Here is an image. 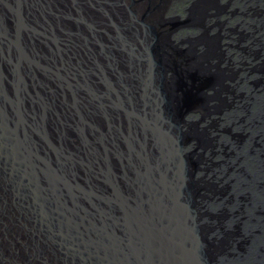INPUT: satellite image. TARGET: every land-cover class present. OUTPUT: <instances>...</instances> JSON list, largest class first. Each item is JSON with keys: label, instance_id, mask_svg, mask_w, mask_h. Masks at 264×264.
Returning a JSON list of instances; mask_svg holds the SVG:
<instances>
[{"label": "water", "instance_id": "water-1", "mask_svg": "<svg viewBox=\"0 0 264 264\" xmlns=\"http://www.w3.org/2000/svg\"><path fill=\"white\" fill-rule=\"evenodd\" d=\"M143 1L0 0V264H264V3Z\"/></svg>", "mask_w": 264, "mask_h": 264}, {"label": "flooded vegetation", "instance_id": "flooded-vegetation-1", "mask_svg": "<svg viewBox=\"0 0 264 264\" xmlns=\"http://www.w3.org/2000/svg\"><path fill=\"white\" fill-rule=\"evenodd\" d=\"M193 0H174L171 4V10L169 12L170 15L181 13L183 14V10L186 6L190 5Z\"/></svg>", "mask_w": 264, "mask_h": 264}, {"label": "rangeland", "instance_id": "rangeland-1", "mask_svg": "<svg viewBox=\"0 0 264 264\" xmlns=\"http://www.w3.org/2000/svg\"><path fill=\"white\" fill-rule=\"evenodd\" d=\"M145 1L148 2V0H144V1H143V4L145 3ZM224 1H226V0H224ZM251 1H252L251 4H254V5L256 6V4H257V3H256L257 0H251ZM262 3H264V0H262ZM141 4H142V3H141ZM252 21H255V20L252 19Z\"/></svg>", "mask_w": 264, "mask_h": 264}, {"label": "bare ground", "instance_id": "bare-ground-1", "mask_svg": "<svg viewBox=\"0 0 264 264\" xmlns=\"http://www.w3.org/2000/svg\"><path fill=\"white\" fill-rule=\"evenodd\" d=\"M251 3H252V1H251ZM167 4H169V0H168V3H167ZM245 19H246V17H245ZM249 21H250L251 23L253 22L251 18H249ZM243 23H244V22H242V21L240 22V21H239L238 25H239V24H243ZM247 29H249V28H247ZM250 29H252V28L250 27ZM250 29H249V30H250ZM252 31H253V29H252Z\"/></svg>", "mask_w": 264, "mask_h": 264}]
</instances>
